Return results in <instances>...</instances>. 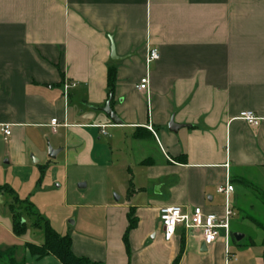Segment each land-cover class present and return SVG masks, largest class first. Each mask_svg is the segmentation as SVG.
Instances as JSON below:
<instances>
[{
	"label": "crops",
	"instance_id": "0c3cea01",
	"mask_svg": "<svg viewBox=\"0 0 264 264\" xmlns=\"http://www.w3.org/2000/svg\"><path fill=\"white\" fill-rule=\"evenodd\" d=\"M111 45L122 61H111ZM153 48L159 59L146 64ZM111 68L117 126L100 111ZM144 77L147 92L136 88ZM64 83L77 86L64 93ZM242 112L258 125L238 120ZM170 122L180 127L170 132ZM3 125L10 135L0 131V187L9 184L41 225L69 237L76 257L264 264V0H0ZM105 148H127L138 170L120 166L117 175L97 158ZM85 174L97 177L90 190L80 183ZM226 182L234 212L228 253L223 231L211 246L182 228L164 240L161 207L221 216L217 189ZM130 211L136 226L125 245ZM7 226L0 250H14L13 264H61L27 249L43 244L42 230L31 227L37 238L23 240Z\"/></svg>",
	"mask_w": 264,
	"mask_h": 264
},
{
	"label": "built area",
	"instance_id": "2783aa9c",
	"mask_svg": "<svg viewBox=\"0 0 264 264\" xmlns=\"http://www.w3.org/2000/svg\"><path fill=\"white\" fill-rule=\"evenodd\" d=\"M159 59V52L153 48L148 50L145 62L150 64ZM75 83H64L63 91L67 92L68 89L76 87ZM138 91L147 92L148 78L144 77L137 85ZM250 126H257L260 119H258L252 112H242L238 118ZM52 126L57 124L56 120L50 122ZM105 126H101V134L105 135L103 131ZM0 131L5 138L9 137L10 131L8 125L0 127ZM233 187L229 182L217 189V193L225 197L224 212L221 216L213 214H205L199 208L191 210H184L179 206H164L158 211L159 222L162 227L163 238L169 242L176 232L177 228H182L184 231L197 230L200 232L202 243L205 246L213 245L218 239L220 232L225 233V252L228 253V242L230 240V220L234 216V212L229 203V195L232 193Z\"/></svg>",
	"mask_w": 264,
	"mask_h": 264
},
{
	"label": "trees",
	"instance_id": "16d2710c",
	"mask_svg": "<svg viewBox=\"0 0 264 264\" xmlns=\"http://www.w3.org/2000/svg\"><path fill=\"white\" fill-rule=\"evenodd\" d=\"M115 82V70L114 68H111L108 70L107 74V89H108V97L111 100V93L113 90ZM108 99V100H109ZM42 172V171H41ZM43 174V172L41 173ZM1 189H6L10 196L12 197L13 203L19 207H23L26 212L32 213L33 216H35L36 221L32 224V228L37 230H42L44 234V241L41 246H35L29 244L27 246V249L30 251V254L33 257L37 258H44L47 256H51L58 260L61 264H99L89 261L85 258H78L76 257L71 250V242L69 237L64 236L61 237L58 234H56L48 223H44L41 225V218L38 217L36 213L33 212V208L30 204H27L24 201H19L17 197L11 192V190L1 187ZM11 214H12V231L15 236H21L25 232V222L22 220L21 214H16L13 211V207L11 206ZM128 220V226L125 231V234L123 236V240L125 245H127V237L129 233L135 228L136 226V219L134 217L133 211H130L127 215ZM262 247L264 249V239L262 242ZM14 250H0V262L6 261V263L3 264H13ZM263 257H264V251H263ZM8 259V260H6Z\"/></svg>",
	"mask_w": 264,
	"mask_h": 264
},
{
	"label": "rangeland",
	"instance_id": "374dc122",
	"mask_svg": "<svg viewBox=\"0 0 264 264\" xmlns=\"http://www.w3.org/2000/svg\"><path fill=\"white\" fill-rule=\"evenodd\" d=\"M102 144V143H101ZM120 152L119 153H114V154H110V151L105 148L104 150L105 151H101L100 154H99V157H97L98 159H100L101 161L103 162H106V163H110L111 166H112V171L116 172L117 175L120 174V172L123 173V171L120 169V166L121 167H130L132 172H136L138 169H135L136 167L134 166V162H133V155L132 156H127V148H120ZM131 172V171H130ZM129 172V173H130ZM130 177H131V173H130ZM85 180L80 182V183H84L86 185V181L88 182L89 181V190L91 188H93V180H97V177L94 176L93 174H85V176L83 177ZM131 180V178H129ZM7 181H11V180H7ZM71 183V182H70ZM37 184L39 185V182L37 181ZM72 186H78V184H71V187L69 189V191H71L72 189ZM1 187H4V188H7L9 190H11V192L17 197L18 200L22 201V199H24L22 197V195H20L18 192L17 194L12 190L13 188L9 185V184H2ZM0 187V196H1V200H0V237L4 234L5 238L4 239H7L9 237V235H7L6 233V229H7V224L10 225V228H9V234H11V232L13 233L12 231V212H11V206L13 207V211L16 213V214H19V212H17V207L14 206V204L12 203L13 200H12V197L10 196V193L6 190V189H1ZM88 190V191H89ZM87 191V192H88ZM82 192H86V189L85 190H82ZM71 197V196H69ZM27 198V197H26ZM25 201V199L23 200ZM24 209V208H23ZM36 213V212H35ZM38 214V213H37ZM21 216H22V220L25 222L26 226H25V232L23 235V238H19V239H31V240H35L34 238H37V234L38 233H34L33 230L31 229L32 227V223H34L36 221L35 219V216H33L32 214H29V212H25L24 210L22 211L21 213ZM15 236V235H14ZM16 237H20V236H16ZM15 240L18 241L17 238H15ZM20 241V240H19ZM8 260V259H6ZM0 263H6V261H1Z\"/></svg>",
	"mask_w": 264,
	"mask_h": 264
},
{
	"label": "water",
	"instance_id": "95a60500",
	"mask_svg": "<svg viewBox=\"0 0 264 264\" xmlns=\"http://www.w3.org/2000/svg\"><path fill=\"white\" fill-rule=\"evenodd\" d=\"M110 59L113 62H120L123 60V58L116 56L113 45H111V49H110ZM100 111L102 113H104L109 118V120L112 122L113 125H116V126L121 125V121L115 116V114L110 109V99L107 101L105 106ZM179 127L180 126H176L175 124H173V122H170L168 129L170 132H175ZM55 154H56V152L52 151V149H49V153H48L49 158L53 159ZM83 187H84L83 184L79 185V188H83ZM155 192H157V190H155ZM116 199H118V198L115 197V200ZM234 238L237 241H239L242 238V236L234 235Z\"/></svg>",
	"mask_w": 264,
	"mask_h": 264
}]
</instances>
